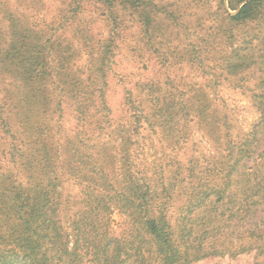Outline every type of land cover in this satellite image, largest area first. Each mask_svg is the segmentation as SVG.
Masks as SVG:
<instances>
[{
  "label": "trees",
  "instance_id": "trees-1",
  "mask_svg": "<svg viewBox=\"0 0 264 264\" xmlns=\"http://www.w3.org/2000/svg\"><path fill=\"white\" fill-rule=\"evenodd\" d=\"M89 1L107 13L112 28L109 38L95 43L90 42L91 36H82L84 46L90 48L88 76L83 77L71 66L72 54L66 56V52H76L73 47L54 44L44 48L50 64L40 53L42 48L29 53L30 66L25 74L28 81L38 84L37 95L46 94L41 86L50 79L52 90L60 98L84 99L79 109L88 106L87 101L96 100L98 112L108 109L104 79L116 31L123 23L119 9L135 17L143 38H150L156 31L184 22L181 15L189 9L183 10L179 2H193L203 9L207 4L206 0ZM224 1L218 23L210 24L194 42L191 59L213 72L214 83H219L216 79L220 75L248 94L262 108V116L247 132L235 133L228 125L221 132V124L228 121L223 122L217 115L206 95L183 98L184 94L175 90L165 95L153 92L151 98L161 102L151 111L140 110L139 117L145 123L174 133L197 118L208 126L210 136L219 144V157L207 165L194 157L189 165L162 180L139 178L133 173L130 157H126L119 186L111 182L100 166L102 160L94 157L95 150H88L87 142L71 140L58 150L50 141L48 145H37L29 156L31 165L38 164L34 181L18 191L0 192V214L6 216V222L0 224V264H190L210 253H222L218 249L220 240L227 236L234 217L256 243L257 256H264V29L240 32L252 22L256 28L261 26L264 0H228L235 13L225 9ZM82 3L80 0L77 7L81 8ZM202 16L197 27L204 25ZM167 21L171 23L165 25ZM214 68L220 69L219 74ZM164 87L173 89L166 83ZM43 101L49 108H63L46 96ZM96 117L97 123L103 121L99 115ZM120 138L125 142L124 135ZM58 168L73 175L81 186L76 200L64 199L61 181L55 175ZM63 205L66 208H60ZM111 208L129 211L137 225L125 243L111 237L100 223L101 214Z\"/></svg>",
  "mask_w": 264,
  "mask_h": 264
},
{
  "label": "rangeland",
  "instance_id": "rangeland-1",
  "mask_svg": "<svg viewBox=\"0 0 264 264\" xmlns=\"http://www.w3.org/2000/svg\"><path fill=\"white\" fill-rule=\"evenodd\" d=\"M79 1L0 0V192L30 186L37 177L38 166L30 164V153L37 145L42 146L48 141L54 143L57 150L71 140L87 142L88 150H95L94 157L102 160L100 166L116 186L124 176L122 166L126 157H130L128 160L136 176L159 180L183 169L194 157L203 165L219 157L216 149L219 144L210 136L208 126L197 118L174 133L145 123L139 117L140 110L151 111L161 102L151 98L153 92L165 95L175 90L177 94H184L183 98L206 95L217 115L223 122L228 121L221 124V132L227 125L235 133L247 132L262 116V108L248 94L220 75L216 79L219 83H214L213 72L191 59L194 42L210 24L218 23L221 0H206L204 9L196 8L193 2H179L183 10L189 9L181 15L180 20L184 22L178 27L171 24L156 31L150 38H143L135 17L119 9V20L123 23L116 31L114 51L106 66L104 80L108 109L105 111L98 112L96 100L87 101L89 105L79 109L80 102L82 106L85 104L84 99L60 98L59 93L52 90L50 79L41 86L46 94L37 95L38 84L28 81L25 74L30 66L27 58L33 49L42 48L40 53L50 64L45 47L52 44L73 47L76 52L68 50L66 56L72 54L71 66L87 77L91 56L82 36H91V43L110 36L112 27L106 20L107 13L89 0H81L83 6L78 8ZM224 7L235 13L228 0L224 1ZM201 14L206 19L203 26L197 27L203 19ZM168 23L171 22L167 21L165 25ZM260 29H264V18L259 28L252 22L240 32ZM227 47L230 51V46ZM215 71L219 74L220 69ZM164 83L173 89L164 87ZM44 96L55 104L61 103L63 108H49L44 104ZM97 115L103 120L101 123H97ZM121 135L126 138L123 143ZM95 145L98 146L94 148ZM55 175L61 181L60 190L65 200L80 194L81 186L77 185L73 175L62 168H58ZM53 183L58 181L53 180ZM12 219L14 221V217ZM100 220L111 237L123 240V243L129 240V234L137 226L129 211L118 208L105 210ZM237 220V217L230 220L233 225L226 231L227 236L220 240L218 249L222 253H210L190 264H264V256H257L256 243L249 239L248 232ZM5 222L6 216L0 214V224Z\"/></svg>",
  "mask_w": 264,
  "mask_h": 264
}]
</instances>
